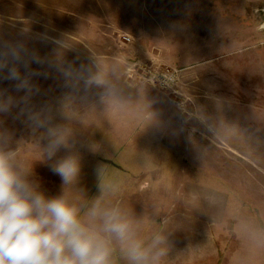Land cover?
I'll use <instances>...</instances> for the list:
<instances>
[{"label": "rangeland", "instance_id": "rangeland-1", "mask_svg": "<svg viewBox=\"0 0 264 264\" xmlns=\"http://www.w3.org/2000/svg\"><path fill=\"white\" fill-rule=\"evenodd\" d=\"M132 61L144 70L128 69ZM151 68L176 69L177 92L139 77ZM124 89L130 97L116 98ZM149 102L160 111L151 114ZM126 103L148 113L117 114ZM0 104L8 105L0 112V147L33 170L49 195L61 188L51 164L75 155L81 173L70 190L85 202L118 204L124 195L116 156L134 151L118 146V125L189 124L211 144L199 137L188 151V142L149 140L152 165L172 172L184 147L195 153L201 173L241 186L224 227L231 250L264 240V0H0ZM54 140L64 146L49 160ZM165 157L168 164L159 162ZM146 181L129 193L157 200L162 188ZM133 205L120 206L148 238L155 229L143 227Z\"/></svg>", "mask_w": 264, "mask_h": 264}, {"label": "clouds", "instance_id": "clouds-1", "mask_svg": "<svg viewBox=\"0 0 264 264\" xmlns=\"http://www.w3.org/2000/svg\"><path fill=\"white\" fill-rule=\"evenodd\" d=\"M7 110L0 104V112ZM63 146V140H54L48 159ZM51 171L61 178L56 195L46 192L33 170L18 166L13 151L0 147V264H119L121 259L161 264L163 236L141 238L119 204L73 196L70 186L81 173L78 157L55 160Z\"/></svg>", "mask_w": 264, "mask_h": 264}, {"label": "crops", "instance_id": "crops-1", "mask_svg": "<svg viewBox=\"0 0 264 264\" xmlns=\"http://www.w3.org/2000/svg\"><path fill=\"white\" fill-rule=\"evenodd\" d=\"M126 91L127 89L122 92L116 90V98L121 100L129 98L131 94ZM145 92L149 97L155 95L153 91ZM127 103L123 111L116 110L117 114L132 118L138 114L148 113L146 110L131 108ZM150 104L151 114L156 113V110L160 111V107L154 109L152 102H149L148 106ZM216 129L213 131H217ZM125 131L129 132L127 139L130 142L127 144L121 139ZM195 131L184 122L166 126L150 123L149 126L132 130L126 124L118 125L116 128L118 146H129L132 147V152L134 151L130 155L119 152V156H116V167L121 171L119 176H116V187L118 186L119 191L124 193L117 198L118 204L121 205L123 202L129 203L130 206L135 204L136 210L138 211V208L140 210L139 216L143 221V227L155 229L148 238L144 236L141 238L150 240L155 235L165 238L162 246L166 249V255L162 258L161 264H264L263 239L251 241L256 243V246L246 245V248L240 251H233L230 245L228 246L230 236L224 233V227L229 218L228 212L231 211L235 199H238L236 193L241 187L238 182L228 181L225 174L214 176L215 174L210 172L201 173L196 169L198 160L195 153L187 155L185 147L180 160L177 161L179 165L175 171H165L163 166L155 167L152 165L154 161L149 160L150 157L145 150L149 140L158 139L168 147H173L175 141L188 142L186 144L189 151L191 144L193 147L197 146L199 137L205 138L197 135ZM204 140L211 144L207 137ZM133 156L137 158L132 160ZM170 161L169 157H165L159 162L168 164ZM213 178L218 180L210 183L209 180ZM146 179L155 180L157 186L162 188L161 195L156 196L157 200L153 195L150 196L149 192L140 200L129 193L134 189L144 190L149 184ZM165 180H169L170 186H174L172 191L174 195L169 193V188L166 187L168 181ZM145 183L146 186H143ZM158 200L159 202L155 204ZM119 264L125 262L121 259Z\"/></svg>", "mask_w": 264, "mask_h": 264}, {"label": "built area", "instance_id": "built-area-1", "mask_svg": "<svg viewBox=\"0 0 264 264\" xmlns=\"http://www.w3.org/2000/svg\"><path fill=\"white\" fill-rule=\"evenodd\" d=\"M128 39V38H126ZM135 66H138L139 68L143 69V66L138 61H132L131 67L128 69L134 68ZM177 70L174 68H167L164 70H158V69H149L147 70L146 75L140 74L139 77L143 80H146L150 85L160 88V89H171L173 93H176L175 89V82L177 80Z\"/></svg>", "mask_w": 264, "mask_h": 264}]
</instances>
